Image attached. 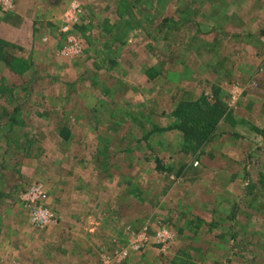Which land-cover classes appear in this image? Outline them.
<instances>
[{"label":"rangeland","instance_id":"obj_1","mask_svg":"<svg viewBox=\"0 0 264 264\" xmlns=\"http://www.w3.org/2000/svg\"><path fill=\"white\" fill-rule=\"evenodd\" d=\"M17 1L11 11L0 7V23L24 9ZM80 1V28L73 29L79 55L62 51L67 38L57 31V44L38 42L52 44L42 50L45 57L30 58L9 41L0 59V88H11L0 94V264H100L102 256L110 264H264V139L255 130L264 129V0H139L137 9L119 0ZM103 29L110 38L94 51ZM215 94L225 101V114L210 141L172 155L174 169L187 157L192 165L198 161L186 183L178 182L175 170L158 167L154 158L147 140L153 121L168 125L181 101L203 96L214 103ZM112 98L116 119L133 130L107 133V150L94 149L103 131L84 130L93 124L90 108L102 109ZM65 127L68 135L61 133ZM92 150L109 157L106 184L92 186ZM60 168L84 172L88 182L59 179ZM74 182L85 206L77 214L70 192L62 202L57 196L61 187L72 192ZM38 185L53 214L41 228L21 199ZM184 191L188 198L198 194V204L178 208L174 196ZM91 203L95 210L85 212ZM67 214L73 227L65 224ZM145 226L148 239L134 249V233ZM162 230L169 238L160 242ZM119 251L125 256L116 262Z\"/></svg>","mask_w":264,"mask_h":264},{"label":"crops","instance_id":"obj_2","mask_svg":"<svg viewBox=\"0 0 264 264\" xmlns=\"http://www.w3.org/2000/svg\"><path fill=\"white\" fill-rule=\"evenodd\" d=\"M119 1H124L126 3V5L129 3L132 7H136L135 3L139 0H119ZM261 1V0H260ZM15 4H14V8L15 6L17 7L19 4H21L19 1L15 0ZM68 2L69 0H23L22 3L24 5V9H16V11L14 13H7L8 15H6V21L4 20V22L0 23V39L5 41V42H11L12 44L15 45H19L22 46L25 50V52L27 54H30V58L33 56L35 57L39 52H42L41 55H43L45 57V55L43 54L44 52L42 50H44V48L48 49V48H52L51 45L52 44H48V42H43V43H38L41 40H49V42H54L53 45H55L56 42V36H57V31L59 25V20L62 17V13L65 11V9L68 6ZM223 2V1H222ZM254 2V0H253ZM264 3V1H262ZM201 3V1L199 2ZM184 4L186 5V0L184 1ZM215 4H217V1L215 2ZM222 7V6H221ZM20 8V7H19ZM22 8V7H21ZM138 7H136L137 9ZM176 12L175 14H179V10L176 8L175 9ZM217 11V10H216ZM231 15L234 13L233 11H231ZM10 14V15H9ZM206 14V13H205ZM125 16V15H123ZM119 17V20H123L124 17ZM127 17V15H126ZM176 17H179L176 16ZM206 17V15H205ZM39 18V19H37ZM43 18V19H42ZM170 18H175L173 16H171ZM38 20H42V21H38ZM116 20H118V18L116 17ZM37 21V22H36ZM37 25H36V24ZM39 23V24H38ZM35 26H38V29L35 28ZM85 26L88 28V25L85 24ZM33 28H35L36 30H39V33L37 34H33ZM80 28V26L77 24L74 29H78ZM41 35V36H40ZM39 37V38H38ZM100 38L101 43H97L96 45L91 44V49L93 48L94 51L96 50H101L103 49L102 47L105 46V40H109L110 35L107 34L104 29L102 34H100L98 36ZM41 38V39H40ZM97 38V39H99ZM38 39V41H37ZM104 45V46H103ZM49 46V47H48ZM43 47V48H40ZM106 49V48H104ZM52 53H54V51L52 50ZM39 57L41 60L44 59V57ZM24 60H29L28 58H23ZM152 81H154V79L151 78ZM157 80L154 81V84H157ZM42 93H40L41 95ZM154 94V92L151 93V95ZM121 95V94H120ZM41 98H43V96H40ZM122 98V95H121ZM106 100V99H105ZM107 104H105L103 106L102 109H100L99 107L97 108V110L94 109V105L92 104V107L90 108V114H92V120H93V124L91 129H84L85 131H103V133H98L99 135H96L97 139L95 140V143L93 144V148L94 149H100V150H107L108 145H110L109 139L106 137L107 133H113L115 131H132V125H126V123H121L119 122L117 119H119L116 116L119 115V113L117 112L116 107H113L112 101H114V98L112 99H107L106 100ZM124 108V107H122ZM101 110H104L102 112V117L96 115L98 112H100ZM133 109L131 108L130 111H132ZM163 114V111H162ZM96 116L97 118L99 117V123L100 121L102 123L100 124H95L96 123ZM154 124L152 126L153 127H165L167 125L158 122L157 120L153 121ZM128 126V127H127ZM140 127V124H139ZM71 133L73 134V131L75 130V127L71 126ZM88 131V132H89ZM151 131V129H150ZM171 131H175L177 132L178 130L176 129H167L165 131H152V133L150 135H148V142H150L152 144V146L155 148V151L157 152V157H154L156 161H158V167L161 168H166L169 171H173L175 170L176 175H177V180L178 182L180 180L183 181V183H186V175L188 172H191L193 169V166L195 165V162L197 163L198 161L196 160L194 162V165H192L191 163H189V161H187L188 157L186 158V163H181L180 167L177 169H174L175 165L172 162V155L176 154L179 149L182 146V136L181 135H176V134H171ZM179 132V131H178ZM180 133V132H179ZM60 135V133H59ZM58 138L62 141V137L63 136H59ZM180 137L181 142L180 145H175L177 143V140L174 141V144H172L171 139L172 137ZM69 138H71V135L68 136ZM102 137V141H98L99 138ZM110 137V136H109ZM110 138H113L112 136ZM119 139H122V136H120ZM71 141H74V143H77L78 140L76 139H71ZM124 142H126V139H124ZM81 143V141H80ZM99 143H101L100 145H98ZM91 144V143H90ZM133 144V143H131ZM171 144V145H170ZM127 147H131L128 146ZM122 148H126V146L122 147ZM133 149V147H132ZM93 153V157L92 159H89V161L87 163H89L90 167H91V175H90V180L92 181V186H93V182L97 183V181H101L104 184H106V181L110 180V176L109 174L106 172V169H108L109 167H111L110 163H109V157L105 156V157H100L101 152L99 150H92ZM137 156H139L138 154H136ZM119 156L121 158V155H116ZM166 157H169V159H167ZM91 158V157H90ZM99 158V160H98ZM103 158V159H102ZM100 160H102L101 165L98 166V168L95 169V164L99 163ZM163 161H165L163 163ZM88 165V166H89ZM79 168V166H78ZM125 169H123L122 171H124ZM177 170V171H176ZM63 171L62 168L59 169V171L57 172L56 176L59 175L61 176V178H68L71 177L70 175H73L72 177L75 176L77 181H81V183L83 182L84 184H86L88 182L89 176H87L84 172H77L76 170H70V171H65V172H61ZM121 172V171H120ZM119 172V173H120ZM173 173V172H172ZM172 175V174H171ZM120 176V174H119ZM60 179V178H59ZM78 182H74L72 183L71 189L73 190L71 192V190H67L66 188L61 187L60 189H57V196L59 198V200L62 202L64 201L63 198L66 197V193L68 194V192H70L68 195L70 196V199L72 200V196L75 197V199L73 200H78L76 202H74L75 204L72 205L71 211L74 214H77L79 211H83V208L85 207L84 205H80V201L83 199V195L81 197H79V190L81 189V185L79 187H77ZM80 184V183H79ZM77 187V188H76ZM97 187H99V185H97ZM193 187V186H192ZM95 190V188H94ZM186 192H182V194L176 195L174 196L175 199H177V207H183V204H186V201H189L192 205H196L199 202V198L198 194H194L193 192H191V197H187V195L185 194ZM97 194V193H96ZM68 198V197H66ZM80 199V200H79ZM191 201H190V200ZM86 200V199H85ZM84 200V203H85ZM98 201L97 199L94 200V203ZM49 202V201H48ZM51 202V201H50ZM93 203V202H92ZM89 204L88 209L85 210V212L90 213L93 212L95 209L93 208V205ZM82 206V207H80ZM71 215L66 216V225L67 223H69L70 221V226H72L71 223H77L75 221V219L70 218ZM73 227V226H72ZM62 253V251H61ZM74 257H78L76 255V253L73 254ZM76 261H78V258H75Z\"/></svg>","mask_w":264,"mask_h":264},{"label":"trees","instance_id":"obj_3","mask_svg":"<svg viewBox=\"0 0 264 264\" xmlns=\"http://www.w3.org/2000/svg\"><path fill=\"white\" fill-rule=\"evenodd\" d=\"M122 3L119 9L117 7L119 17H122L125 13V10L122 11L121 8L123 7ZM82 15L83 7L81 17ZM81 26L84 27V25ZM8 46H10L9 43L0 39V59H4L3 54L5 53V48ZM10 68L14 70L15 66L11 65ZM10 91L11 88L8 86H2L0 88V94H9ZM225 107V101H223L221 96L218 95H216V100L214 103H209L203 96H200L196 101H181L171 113V115L176 119L171 121V123L165 127H153L152 131L176 129L182 134V146L187 147L191 150V152H194L198 146H201L212 139L219 120L225 114ZM8 119L9 123L13 122V117ZM255 130L260 133L264 139V129H258L255 127ZM152 131H150L148 135H150ZM68 132L69 129L67 127L61 131L63 135H68ZM62 134L61 136H63ZM262 186L264 188V185Z\"/></svg>","mask_w":264,"mask_h":264},{"label":"built area","instance_id":"obj_4","mask_svg":"<svg viewBox=\"0 0 264 264\" xmlns=\"http://www.w3.org/2000/svg\"><path fill=\"white\" fill-rule=\"evenodd\" d=\"M0 7L3 10L11 11L14 8V0H0ZM82 14V5L80 0H69L68 6L65 11L62 13L60 23L58 24V30L60 33L64 34L67 38V43L62 48V51L67 56L79 55L82 51L81 40L77 35L73 34L75 25L79 22V19ZM195 164H197L195 162ZM45 193L41 186L28 187L23 192L21 199L24 202L25 207L30 210V222L36 227H43L45 224L50 222L53 218V214L43 203L45 199ZM148 227H143L134 233L132 239V247L138 249L143 242L148 239ZM167 230L157 231L156 239L157 241H166L169 238L167 235ZM116 259L114 261L118 262L123 259L125 253L119 251L116 253ZM115 254V255H116ZM103 261L100 264H110L111 258L107 256H102Z\"/></svg>","mask_w":264,"mask_h":264}]
</instances>
